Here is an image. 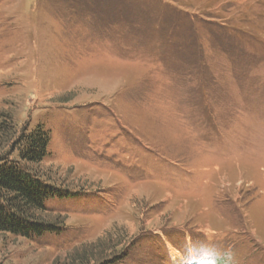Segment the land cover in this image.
<instances>
[{"label":"rangeland","instance_id":"obj_1","mask_svg":"<svg viewBox=\"0 0 264 264\" xmlns=\"http://www.w3.org/2000/svg\"><path fill=\"white\" fill-rule=\"evenodd\" d=\"M38 127L0 264H264V0H0V163Z\"/></svg>","mask_w":264,"mask_h":264},{"label":"trees","instance_id":"obj_2","mask_svg":"<svg viewBox=\"0 0 264 264\" xmlns=\"http://www.w3.org/2000/svg\"><path fill=\"white\" fill-rule=\"evenodd\" d=\"M21 140L24 148L20 158L24 162L2 160L0 163V231L25 237L58 231L55 221L42 217L47 212L45 201L67 194L42 180L29 167L47 155L48 132L38 127Z\"/></svg>","mask_w":264,"mask_h":264},{"label":"clouds","instance_id":"obj_3","mask_svg":"<svg viewBox=\"0 0 264 264\" xmlns=\"http://www.w3.org/2000/svg\"><path fill=\"white\" fill-rule=\"evenodd\" d=\"M206 247H207L209 250H211V245H206Z\"/></svg>","mask_w":264,"mask_h":264}]
</instances>
